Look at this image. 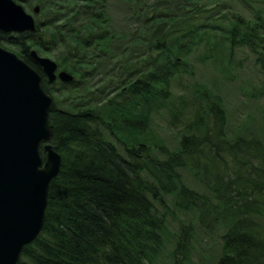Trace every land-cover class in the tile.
Returning <instances> with one entry per match:
<instances>
[{"label":"trees","instance_id":"1","mask_svg":"<svg viewBox=\"0 0 264 264\" xmlns=\"http://www.w3.org/2000/svg\"><path fill=\"white\" fill-rule=\"evenodd\" d=\"M36 1V32H0V43L16 46L41 74L62 165L43 230L18 264H157L167 233L174 264H183L196 226L225 230L217 264H264V139H231L220 96L206 84L194 86L200 103L190 116L189 104H174L196 55L229 62L240 49L251 73L264 76V11L245 7L246 16L232 0ZM32 47L59 50L58 65L73 80L49 84ZM155 109L167 110L169 127L185 120L178 150L156 134ZM184 167L208 194L184 184ZM178 211L196 223L180 221L173 233L167 224Z\"/></svg>","mask_w":264,"mask_h":264},{"label":"water","instance_id":"2","mask_svg":"<svg viewBox=\"0 0 264 264\" xmlns=\"http://www.w3.org/2000/svg\"><path fill=\"white\" fill-rule=\"evenodd\" d=\"M38 11L36 7L34 12ZM36 30L34 15L22 4L0 0V32ZM30 55L49 84L73 80L68 72L59 71L55 61L34 50ZM52 103L41 74L0 46V264H18L24 247L44 227L49 186L62 165L61 155L50 143Z\"/></svg>","mask_w":264,"mask_h":264},{"label":"rangeland","instance_id":"3","mask_svg":"<svg viewBox=\"0 0 264 264\" xmlns=\"http://www.w3.org/2000/svg\"><path fill=\"white\" fill-rule=\"evenodd\" d=\"M16 1L19 3L21 2L25 10L34 15L35 21L43 18L40 2L36 0ZM232 1L234 2L233 5L235 10L242 11L246 16H249V14L245 11V7L253 9L254 13H256L255 8L264 11V0H244L242 3L237 2L240 0ZM36 7L39 8L37 14L34 12ZM0 46L19 56V50L16 46L10 45L9 43H0ZM31 50L36 51L40 56L49 58L58 64L57 56L60 52L59 50L56 49L52 52H48L36 47H32ZM245 56L246 53L243 50L236 49L229 62H202L199 56L196 55L193 57V63L196 65L194 76L185 79L182 85H177L178 89L175 90L177 96H175L174 104L181 105L183 102L186 106L189 104L185 111L183 108L182 112H185L183 116H190L193 110L192 106L200 103L194 95V86L198 83H203L220 96V101L227 116V132L231 139H237L240 135L244 136L245 134L252 133H257L264 139V121L262 120V115L264 114V97L262 98L258 93L264 76H260L259 80L256 74L251 73V62L243 63L242 61ZM218 66H221L222 70H220ZM59 71L65 70L59 67ZM152 114L156 134L162 137L165 141V146H167L169 150H178L179 139L181 138V130L179 129L183 127L185 120L181 119L182 121L177 123V130L173 126L169 127L167 110L156 111L155 109ZM158 155L161 154L158 153ZM178 172L187 187L197 192L208 194L205 186L199 181L195 173L189 167L178 169ZM169 205L171 207L173 206L171 201H169ZM192 214V212L183 213L178 211V213L175 214L176 219L173 220V222L171 221L173 218H169L167 225L170 231L173 233L176 232L180 221H192L195 224V217H192ZM196 228L197 231L193 238L190 253L183 264H217L223 252V241L221 237L225 230L223 227H220L213 232H205L202 227L199 229L198 226H196ZM173 241V235L167 233L165 241L166 246L157 264H174L172 257L174 246L171 245Z\"/></svg>","mask_w":264,"mask_h":264}]
</instances>
